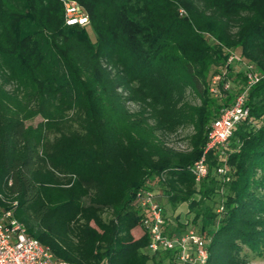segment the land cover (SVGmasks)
<instances>
[{
    "label": "trees",
    "instance_id": "trees-1",
    "mask_svg": "<svg viewBox=\"0 0 264 264\" xmlns=\"http://www.w3.org/2000/svg\"><path fill=\"white\" fill-rule=\"evenodd\" d=\"M65 2L88 25H67ZM223 49L264 75V0H0V209L16 202L27 234L59 260L149 264L134 202L149 190L186 204L187 225L208 239L205 264L264 256V77L224 158L208 156L214 174L196 184L190 173L222 104L208 105L206 84ZM187 126L191 150L167 146Z\"/></svg>",
    "mask_w": 264,
    "mask_h": 264
},
{
    "label": "built area",
    "instance_id": "built-area-1",
    "mask_svg": "<svg viewBox=\"0 0 264 264\" xmlns=\"http://www.w3.org/2000/svg\"><path fill=\"white\" fill-rule=\"evenodd\" d=\"M64 7L67 25H88V17L77 3L65 2ZM233 70L242 71L244 75V80L238 87L231 84L226 76L228 71ZM262 77L264 75L257 72L251 63L233 50L225 49L223 67L211 77L208 89L211 97L218 101H223L229 94L232 95V100L218 109L216 117L209 124L202 154L190 167L196 184L201 183L208 174V156L213 155L222 160L236 127L248 120L247 97L251 88ZM216 174L223 182L230 181L225 165L220 164ZM134 202L141 215L140 226L149 237L147 252H169L173 255L174 264H205L208 239L194 228L167 235L162 206L154 191L140 190L135 195ZM15 207L16 202H13L9 209H0V264H74L55 258L48 247L29 236L24 224L15 217Z\"/></svg>",
    "mask_w": 264,
    "mask_h": 264
},
{
    "label": "rangeland",
    "instance_id": "rangeland-1",
    "mask_svg": "<svg viewBox=\"0 0 264 264\" xmlns=\"http://www.w3.org/2000/svg\"><path fill=\"white\" fill-rule=\"evenodd\" d=\"M178 15L179 17H185L186 12L184 9L180 8L178 10ZM212 39V38H211ZM234 52H238V50H234ZM222 54L224 56L225 54V49L222 50ZM223 65L221 66H215V69L212 71V73L219 72V69L222 68ZM211 76V74H210ZM227 79L231 81V84H233L235 87H238L242 84L244 80V75L242 71H228L227 74ZM96 81L95 80H87L85 85L88 86V88L91 89V91L97 92L99 90V87L96 86ZM12 85V84H11ZM9 85L7 88H12V86ZM97 89L96 90H94ZM206 97H207V102L208 105L215 107L216 102L217 103H222L224 106L228 105L231 100H232V95L229 94V97L223 98V101L219 102L216 99L211 97V94L209 92V83L206 84ZM185 99L187 102H189L193 106H199L201 104V98L198 96L197 93L191 91L190 89L186 90L185 93ZM221 104V105H222ZM127 108L130 111H136L137 106L135 104L128 103ZM41 119L39 117L35 118L31 123L35 125L38 123ZM209 126V125H208ZM194 134V129L191 126L183 127L178 129L174 134L168 135L165 137V142L167 146L171 147L175 151L181 152V153H186L191 150V144H190V136ZM217 158V157H216ZM219 160V159H218ZM218 165L222 164L227 167L226 162H219L217 161ZM216 166L214 164H209L208 170L211 174H214ZM229 172V171H228ZM164 218H165V232L167 235L171 236L177 232H185L187 229H189L190 226L187 225L188 219L191 218V212H188V207L186 204H180L177 205L174 209L171 208L169 205H167L166 202H162V199L160 201ZM26 226L30 228L32 231H35L37 229V225L35 222L31 220H24ZM170 256L166 254V252H158L156 254H151L149 264H169ZM248 259L250 264H264V256L261 257H254L253 255L249 254Z\"/></svg>",
    "mask_w": 264,
    "mask_h": 264
},
{
    "label": "crops",
    "instance_id": "crops-1",
    "mask_svg": "<svg viewBox=\"0 0 264 264\" xmlns=\"http://www.w3.org/2000/svg\"><path fill=\"white\" fill-rule=\"evenodd\" d=\"M157 197H158V201H159V202L161 201V199H162V202H163V201L165 202L164 197H162V196H157Z\"/></svg>",
    "mask_w": 264,
    "mask_h": 264
}]
</instances>
